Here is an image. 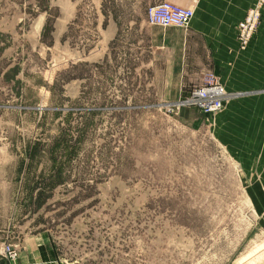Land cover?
Segmentation results:
<instances>
[{
	"label": "rangeland",
	"instance_id": "rangeland-1",
	"mask_svg": "<svg viewBox=\"0 0 264 264\" xmlns=\"http://www.w3.org/2000/svg\"><path fill=\"white\" fill-rule=\"evenodd\" d=\"M148 5L0 0V264H264L257 97L214 76L201 114L183 100L210 73L169 98L125 76L128 33L99 60L96 12Z\"/></svg>",
	"mask_w": 264,
	"mask_h": 264
},
{
	"label": "crops",
	"instance_id": "crops-1",
	"mask_svg": "<svg viewBox=\"0 0 264 264\" xmlns=\"http://www.w3.org/2000/svg\"><path fill=\"white\" fill-rule=\"evenodd\" d=\"M163 1L193 8L187 28L148 25L145 14L123 20L122 11L98 10V41L94 48L101 55L99 60L106 49L119 41L122 33H128L130 64L125 76H169L171 92L166 94L170 98L200 85L206 74H213L232 95L257 97V104L247 107L257 114L253 119L261 127L264 123V11L249 45L240 50L236 25L252 0H148V6ZM258 159H264V148L259 149Z\"/></svg>",
	"mask_w": 264,
	"mask_h": 264
},
{
	"label": "built area",
	"instance_id": "built-area-1",
	"mask_svg": "<svg viewBox=\"0 0 264 264\" xmlns=\"http://www.w3.org/2000/svg\"><path fill=\"white\" fill-rule=\"evenodd\" d=\"M264 11V0H252L245 16L236 25V40L238 48L244 50L249 45L260 23L261 12ZM193 8L182 7L167 1L149 6L146 10V23L152 26L187 28L192 17ZM214 75L209 74L205 83L193 88L183 100L201 114L208 115L220 111L226 100L227 93L223 87L214 81ZM5 252L14 259L9 247Z\"/></svg>",
	"mask_w": 264,
	"mask_h": 264
},
{
	"label": "bare ground",
	"instance_id": "bare-ground-1",
	"mask_svg": "<svg viewBox=\"0 0 264 264\" xmlns=\"http://www.w3.org/2000/svg\"><path fill=\"white\" fill-rule=\"evenodd\" d=\"M238 45V44H237ZM219 112V111H218ZM212 115V114H211Z\"/></svg>",
	"mask_w": 264,
	"mask_h": 264
}]
</instances>
